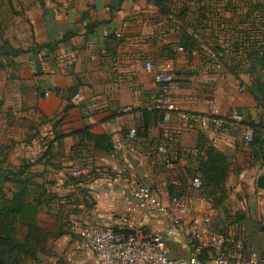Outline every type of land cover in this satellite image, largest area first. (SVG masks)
Masks as SVG:
<instances>
[{
    "label": "crops",
    "instance_id": "0c3cea01",
    "mask_svg": "<svg viewBox=\"0 0 264 264\" xmlns=\"http://www.w3.org/2000/svg\"><path fill=\"white\" fill-rule=\"evenodd\" d=\"M182 1L172 0L171 9L178 11ZM196 1L188 5L196 9L207 4L212 10L225 4ZM33 9L28 20L35 41L51 47L3 59L17 67L12 80L0 69L2 86L13 84L12 111L18 115L17 127L9 128L17 143L0 144V186L8 199L20 185L26 187L35 222L46 236L41 246L48 254L27 264H56L65 256L73 257L75 264H97L91 253L74 252L77 228L94 224L125 232V220L131 216L124 206L131 200L132 173L164 203L173 190L185 192L193 208L200 209L202 191L190 180L204 154L198 149L200 135L223 150L231 165L228 194L211 212L214 231L232 240L234 255L264 256V189L257 187L264 174V144L260 151L251 150L244 144V126L228 120L229 114L238 112L255 124H264V118H256L259 106L248 90L251 83L243 77L249 76L241 75L238 81L217 65L212 36L205 33L194 49L170 57L166 48L181 42V21L162 15L150 0H40ZM116 32L121 33L119 38H114ZM68 33L75 35L56 44ZM157 70L177 79L180 91L175 102L180 110L228 118L226 134L212 141L209 132L175 115L164 130H156L159 121L153 124L162 111L156 101L163 94V86L154 79ZM144 113L150 128L133 141L129 132L142 126ZM262 134L264 138V130ZM91 135L107 136L113 152L96 148ZM162 142L167 143L172 166L161 162ZM190 218L183 217V230L169 243L173 259H187L195 250L188 235ZM18 219L15 237L23 242L28 227ZM168 225L165 218L144 222L148 233ZM18 228L24 232L21 238Z\"/></svg>",
    "mask_w": 264,
    "mask_h": 264
},
{
    "label": "trees",
    "instance_id": "16d2710c",
    "mask_svg": "<svg viewBox=\"0 0 264 264\" xmlns=\"http://www.w3.org/2000/svg\"><path fill=\"white\" fill-rule=\"evenodd\" d=\"M160 8L164 16H176L181 21L180 38L181 42L177 45L169 44L166 48L168 53L173 57L177 49L191 51L195 48L208 33L213 40V54L217 60V65L222 66L226 72L240 81L241 75H248L251 79V85L248 90L255 97L258 106L264 102V0H224L223 7L210 9L209 5L203 4L193 9L188 5L192 0H181L183 6L180 9L172 10L170 5L172 0H150ZM194 1V0H193ZM196 1V0H195ZM202 0H197L201 3ZM218 2L220 0H213ZM229 16H223V13ZM28 19V18H26ZM29 22V20H27ZM30 23V22H29ZM188 30L191 34L188 33ZM74 33H68L62 36L57 42H64L71 38ZM220 37H223L222 45ZM114 38L115 34H114ZM33 47H14L12 45L0 46V67L2 60L7 61L30 52L37 54L44 47L35 41L34 32H32ZM224 45V46H223ZM3 68V67H2ZM239 113V112H238ZM243 115L242 113H239ZM164 112L157 121L163 119ZM244 116V115H243ZM147 113H144V121L140 128L135 129L137 138L145 135L150 128ZM242 126L253 130V140L247 146L254 150H262L264 138L262 131L264 124L262 122L255 124L247 122L244 116ZM143 131V132H142ZM85 134V132L80 133ZM94 141L95 147L103 149L106 153H112L113 148L107 136H90ZM245 144V142H244ZM198 149L202 151L203 156L198 158V166L194 172L192 182L199 177L202 180V196L208 199L212 205L221 204L227 194L226 183L230 174L229 156L221 149L212 146L203 135L198 138ZM49 145H47V151ZM46 155V154H45ZM171 189V188H170ZM27 189L21 186L17 194L8 199L3 194L0 186V264H24L25 261H37L39 255L48 254V251L42 248L46 240L44 231L36 224L33 213L30 209V201L27 198ZM185 192H176L170 190L172 196H186ZM18 217H20L18 219ZM20 220L27 225L28 233L23 242L18 241L15 237V223ZM38 249V250H37ZM42 253V254H41ZM203 252L201 258H205Z\"/></svg>",
    "mask_w": 264,
    "mask_h": 264
},
{
    "label": "built area",
    "instance_id": "2783aa9c",
    "mask_svg": "<svg viewBox=\"0 0 264 264\" xmlns=\"http://www.w3.org/2000/svg\"><path fill=\"white\" fill-rule=\"evenodd\" d=\"M115 36L119 38L120 32ZM177 51H183L181 47ZM147 68L153 71L151 64ZM154 79L163 86V94L156 101L164 112L163 119L157 124L156 130H164L175 115L187 125H195L200 130L209 132L213 140L222 138L226 134L228 121L226 118H216L206 114L185 112L180 110L175 97L180 91L177 79L170 73L157 70ZM125 112L130 109H125ZM231 122L242 124L244 116L239 113L229 114ZM129 137L137 139L135 129L130 130ZM253 130L244 126V142L251 143ZM47 150V147H44ZM161 162L166 166L173 165V158L169 153L167 143L162 142L158 148ZM79 174H75L78 176ZM131 200L124 209L130 213L125 220V232L119 233L110 227L94 224L78 226L76 246L82 252H89L97 264H264V256L252 253L244 258L232 253V240L225 234L217 233L213 229L212 203L205 197H200V209H194L188 196H172L168 203H164L146 185L141 184L135 174H130ZM192 187L201 190L202 180L197 177ZM190 215L188 235L196 244L195 250L187 259H173L169 254V243L179 234L184 216ZM149 218H165L169 225L157 233H148L144 222ZM203 252L205 258H201Z\"/></svg>",
    "mask_w": 264,
    "mask_h": 264
},
{
    "label": "rangeland",
    "instance_id": "374dc122",
    "mask_svg": "<svg viewBox=\"0 0 264 264\" xmlns=\"http://www.w3.org/2000/svg\"><path fill=\"white\" fill-rule=\"evenodd\" d=\"M38 1L40 0H0V46L12 45L14 47H35L32 39V32L34 30L32 25L27 21L28 19L26 18H28L29 13L34 11L33 7L36 6V3ZM192 3H195V1L189 2V4ZM1 65L3 67H0L1 70H7L5 71L7 79L12 80L13 72L16 70L17 67L14 66V64H11L10 62H7L6 64L1 63ZM3 77L5 76L2 74V78ZM243 77L247 82L251 83V79L249 77ZM2 84L3 82L1 80L0 95L3 93V99H0V144L4 145L5 142H9L10 140H12L13 143H17V137L14 139V133H12L9 128L12 129L14 126L17 127L18 115L14 114V112L12 111V107L16 103L15 96L13 95V84L8 83V85H6L5 87H3ZM4 96L6 98H4ZM26 114L28 115L29 113L26 112ZM256 118L258 121L264 118V102L261 106L256 107ZM25 120L29 121V118H25ZM8 130L10 132V136L6 138ZM194 175V173L190 175V180L193 179ZM10 188L11 187H8L6 190H9V193L11 192ZM2 201L3 200L0 199V206L2 205ZM43 223L49 226V222L47 219H45ZM17 234L20 238L23 237L24 232L22 228H18ZM75 251L79 252L77 246L74 252ZM75 261L76 260L73 257L68 260L65 256L61 257V259H59L56 264H75ZM25 262L24 264H27V261ZM28 264L31 263L28 262Z\"/></svg>",
    "mask_w": 264,
    "mask_h": 264
},
{
    "label": "water",
    "instance_id": "95a60500",
    "mask_svg": "<svg viewBox=\"0 0 264 264\" xmlns=\"http://www.w3.org/2000/svg\"><path fill=\"white\" fill-rule=\"evenodd\" d=\"M257 187L260 189H264V174L260 175L257 179Z\"/></svg>",
    "mask_w": 264,
    "mask_h": 264
}]
</instances>
